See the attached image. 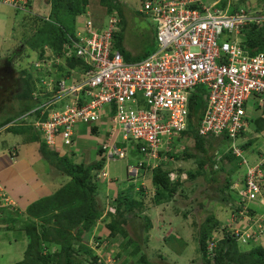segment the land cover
<instances>
[{
  "label": "built area",
  "instance_id": "built-area-1",
  "mask_svg": "<svg viewBox=\"0 0 264 264\" xmlns=\"http://www.w3.org/2000/svg\"><path fill=\"white\" fill-rule=\"evenodd\" d=\"M27 3L0 0L18 10H24ZM221 6L220 0L210 4L204 0H143L141 11L154 18L159 47L137 62L126 61L114 48L120 25L117 15H110L102 27H97L90 12L80 15L81 23L68 36L62 55L46 51L33 63L39 72L34 69L36 108L31 113H40L35 129L50 147L58 141L72 146L78 123H98L109 116V135L102 142L107 166L126 159V149L118 145L120 136L124 141H136L140 153L167 164L175 161L167 153L174 147L180 149L177 141L188 126L191 96L205 86L208 106L200 134L222 136L228 131L232 144L225 152L240 157L245 169L246 187L239 194L246 204L240 214L232 213L230 226L239 242L247 244L264 231L263 215L249 213L250 204L260 198L264 206V154L251 163L236 142L250 127L251 100L264 98V53L249 54L241 41L246 27L264 22V11ZM71 58L78 64L67 67ZM63 63L64 72L59 69ZM64 101L68 104L62 109ZM221 159L218 153L217 161ZM141 166L129 165V175L137 177ZM100 173L99 178L109 179L108 167ZM177 175L175 171L170 174L173 180ZM180 176L188 178L185 172ZM10 204V197L0 187V207ZM106 243L94 237L90 241L100 264H115L114 258L98 251Z\"/></svg>",
  "mask_w": 264,
  "mask_h": 264
},
{
  "label": "trees",
  "instance_id": "trees-1",
  "mask_svg": "<svg viewBox=\"0 0 264 264\" xmlns=\"http://www.w3.org/2000/svg\"><path fill=\"white\" fill-rule=\"evenodd\" d=\"M259 1L262 3L259 6L264 7V0ZM227 2L228 0H222L221 7H226ZM44 4L47 7L50 6L49 15L39 19L36 18L33 25L30 23L31 25H29L25 32L27 36L24 37L22 42V46L34 51L37 50L38 52L41 51L45 45H50L55 51H59L62 45L67 43L68 35L74 33L77 16L90 9L94 12L96 21L102 22L104 16L117 13L124 22L125 12L120 0H49L48 2L44 0ZM235 9L236 6H233L232 10ZM15 11L20 12L19 10ZM46 18H48V20ZM121 33L120 31L115 34L114 48L122 53L126 61L137 62L145 59L154 52H146L143 57H133L124 46ZM242 35L244 36L242 37L241 46L244 49L254 55L259 52H264V22L262 24L253 23L249 25L244 29ZM15 55H17V52H15ZM12 59L13 56H11L7 62H2L3 65L0 66V73L3 70L9 72V74H15L13 71L14 69L11 70L9 66ZM73 64L76 65L75 62ZM35 70L39 72L37 69ZM29 74L30 73L26 72L20 74L15 84L12 83V81L15 80L13 76L0 74V95H2L6 89L7 92L14 93L16 99L27 102H25L20 113L15 112V116L8 118L4 123H0V129L9 124L7 130L15 134L33 131L37 119L36 117L40 115V113H31L36 108L33 103V92L36 90V87L33 76ZM4 79L6 83L9 82L12 84L11 88H9L10 85L4 88V85L1 83V81L4 82ZM18 88L20 92H16ZM207 93L208 91L205 86H199L192 94L188 126L181 132L178 140V142H180V140L182 142L183 140L184 145L181 144L182 146L179 150L174 147V151L167 153L168 156L174 157L177 161L188 159L197 161L196 164L198 169L186 170V168H181L179 174L177 173V179L173 180L170 174L175 171L174 169L168 168L165 162L139 153L140 145L136 144L134 145L137 150L134 146L132 147L133 158L129 160L127 153L126 159H124L127 163V180L130 182V185L132 184V188H134L137 182L142 180V178L146 176L151 178L153 187L152 192L155 194H146L145 188L143 189L141 186L139 193L145 198L148 196H151L150 198L153 197L152 200H155L157 205L164 202H171L176 198L180 190L184 197H188L184 194L186 189L185 182L180 176L182 172H186L189 175L187 182L190 181L200 186V184L197 183L199 177L206 176V172L209 171L211 179H208V182L219 184L220 179L218 178V172L226 167H219L217 162L218 153L222 154L223 160L227 159L233 165L231 171L237 172L242 170L241 158L236 157L231 151L225 152L232 144L231 139H229L228 131L222 136L200 134L202 122L208 106L205 100ZM255 107L257 111H259L258 108L260 107L258 102ZM259 114L260 116L254 117L248 113L251 126L250 129L253 130L254 133L261 135L264 133V112H260ZM13 121L14 124L10 125ZM246 133L247 131H243L236 142L237 146L240 147L244 153L256 142L261 141L260 138L255 137L250 139L247 143L241 144L242 137ZM184 138L193 139L195 143L193 148L187 145V141H185ZM33 140L41 143L40 138L37 137L36 134H34ZM224 140L225 142L229 140L230 144L226 145L225 142H223ZM189 142L191 143L192 141L189 140ZM223 144L226 147L218 151L217 149ZM124 145L125 144L119 146L126 149L127 147L124 148ZM102 148L103 144H101L99 152L101 161L85 165L83 163H77L67 156L60 157L55 150L50 151L44 142L41 143L39 152L47 158V162L53 167H56L61 174L67 176L69 181L52 195L43 197L28 206L26 210L28 221L25 225V230L30 237V242L25 259L17 264H100L98 262V254L92 248L90 241L92 237L100 242L108 240L95 233L96 227L102 222L110 232L109 238L115 239L118 236H122L125 239L128 238L124 250L127 249L128 246L134 247L130 254L131 258H137L141 254V245L134 239L128 237L126 225L132 217H137L144 220L147 231L151 229L152 224L150 220L143 215L144 200L142 199V201L139 202L131 193L120 191L116 193L115 196L111 193V202L109 205L103 202L99 194L100 181L102 179L108 181V178H99L100 172L107 165L106 158L104 156L102 157ZM163 152L164 151H161L160 155H163ZM140 164L142 166L139 169L138 175L133 178L129 175L128 166H140ZM154 166L155 168H152ZM235 182H238L241 187L233 190L232 185ZM244 187H246V177L243 174L239 180H234L232 176H228L225 178L222 187L218 186L217 188H213L222 193L221 195L215 196V198L219 199L224 211L229 209L230 214H240L243 206L246 204L241 201L239 194L240 189H244ZM261 187L262 189L264 188L263 183H261ZM231 189L233 196L229 195L225 197V195H223L225 190ZM184 213V215L187 216L186 212ZM249 213L253 217L264 215L258 213L257 210L252 207L249 208ZM230 222L231 219L229 217L225 221L219 218L216 213L210 212L204 222L198 227L196 241L203 264H264V244L256 243L253 248L247 249V245H251V242L259 240L258 236L264 235V232H259L256 239L249 240L247 245L242 244L239 242L232 226H230ZM236 222H239V220ZM228 223L229 225H227ZM222 231H224L223 237L221 238V234H218V237L215 238L214 235L217 234L216 232L221 233ZM175 237L177 241H180L177 236ZM168 242L171 241L168 240ZM210 245H214V247L209 248ZM121 253L122 252L118 254V257L122 256ZM140 259L142 262L141 264H152L146 256H142ZM124 264L128 263L125 262Z\"/></svg>",
  "mask_w": 264,
  "mask_h": 264
},
{
  "label": "rangeland",
  "instance_id": "rangeland-1",
  "mask_svg": "<svg viewBox=\"0 0 264 264\" xmlns=\"http://www.w3.org/2000/svg\"><path fill=\"white\" fill-rule=\"evenodd\" d=\"M47 1L49 0H45V2ZM204 1L207 4H210L213 0ZM120 2L122 3L125 12L124 22L121 18L122 22L119 27V32H122L121 34L123 37L124 46L133 55V57H143L146 52L155 51L158 45V39L155 38L157 30L156 22H154V18L141 12L143 0H120ZM30 4H32V9L28 10V8H25L27 9L26 13L16 12L8 7L0 6V8L2 7L8 10L6 19L7 21L4 22V28L0 29V57L2 55H7L6 57L9 58L13 56V59L12 61H10L9 66L11 70L14 69L13 71L15 72V74L12 75L7 71L2 70L0 74L13 76L15 78V80L12 81L13 84H15V81L18 79L19 75L23 74V72L30 73L29 75L31 76H33L34 74V65L32 61L35 58V54L30 51L29 48L24 47L25 49H22L21 47L24 37L27 36L24 30V26H29L31 24L33 25V23L36 21V18L39 19L41 17L48 16L50 10V6L49 9H47V6L44 4V0H29V5ZM228 4L231 6L233 4L239 5L241 7L245 6L248 8H252V5H254L259 7V10H261V6L259 5H261L262 3L259 0H228L227 5ZM91 13L94 16V12L91 11ZM8 16H11L12 19ZM104 19H106V16H104ZM28 22L29 24H27ZM4 35L7 36V41L5 40ZM9 38L10 41L8 40ZM15 52H17V55H15ZM5 61L7 62V58L1 59L0 66H2ZM1 83L4 85V88L8 87V85H10L9 88H11L12 86L11 83H6L5 79L4 82L1 81ZM39 88L43 89L44 87L39 86ZM16 92H20V89L18 88ZM0 98V123H4L6 122V120H8V118L15 116V112L20 113L26 102L24 100L22 101L20 99H16L14 97V93L9 92L3 93L2 95H0ZM251 101L252 103L248 106L249 115L254 117L260 116L259 113L264 112L263 97H260V99H252ZM256 102H258V105L260 107L258 108L259 111H257V108L255 107ZM33 103L35 104V101H33ZM67 104L68 101H64L60 104V107L64 109ZM81 124H85V126L88 127L90 125H93L89 123ZM8 125L6 127H8ZM31 133H33V131ZM14 134L15 133L10 131L0 130V144H2L3 140H6L8 141L9 145H13L19 137V135L15 137ZM250 137H255V134L253 132H249L248 138H245L244 142L246 143L250 141ZM184 140L187 141V145H190V147L193 148L195 143L192 138H184ZM189 140H191L192 142L190 143ZM113 142H115V139H113ZM223 142H225V140ZM244 142L242 143L244 144ZM123 144H125L124 148L128 146L129 150L134 146V143L132 141H124L122 139V136H120L118 139V145L123 146ZM225 144L229 145L230 141L226 140ZM178 145L181 147V142ZM182 145H184L183 140ZM221 147L226 146L223 144L219 148ZM30 148L32 147L26 144L21 143L20 145V151L22 152ZM54 149L55 148H50V146L48 147V150L50 151ZM35 154L38 153L35 151ZM39 154L40 159L42 158L43 162L47 161V158L44 157V155H42L41 153ZM245 156L249 161H251V163L254 162L258 157L255 150L245 152ZM217 162L219 164V167H226L225 169L218 172V178L220 179L219 184L208 182V179H211L209 171L206 172V176L199 177L197 183L200 184V186L195 185L190 181L187 182L188 178L184 177V184L186 189V192L184 194L188 197H184L181 194L180 190L176 198L171 202H164L160 205H157L155 203V200H152L153 197L150 198L151 196H148L147 198H145L139 193L141 186L143 189L145 188L144 190L146 194H155L154 192H152L153 187L151 184V178L149 176L142 178V180L138 181L135 187L132 188V184L130 185V182L127 180V165L125 160L115 162L113 161L110 166V177L114 178L116 176H119L120 180L118 183L121 184L120 190H123L122 192L133 193V196H135V198L139 202H141L142 199L144 200L143 215L150 220L152 226L151 229L147 231L144 220L137 217H132L126 225L128 237L134 239L136 242H138L139 245H141L142 251L137 258L130 257V254L134 249L133 246H128V248L124 250L125 246L127 245L126 243L128 241V238L125 239L122 236H118L115 239L109 238L108 240H106L107 243L105 244V246L98 251L102 252L101 254L105 256L114 258L115 264H124L125 262L128 264H141L142 262L140 258L142 256H146V258L152 264H203V261L198 252V245L196 241L198 227L200 226V224H202V222H204L210 212L216 213L219 218L225 221L228 217L232 218L233 216V214H230L229 209H227L226 211L222 209V204L220 203L219 199L215 198V196L221 195L222 193L219 190L213 188H217L218 186L222 187L223 183L225 182V178L228 176H232L234 180H239L242 173L245 171V169L243 172L242 170H239L237 172L231 171L233 165L227 159L223 160L222 158ZM196 163L197 161L188 159L184 161H177V163L173 162L171 166H177L179 174V170L181 168H186V170H193L196 168L198 169ZM64 179V177L59 175H56L54 178H52V176L50 177V181L52 180L55 183V186L62 185V181H64ZM110 181L112 182V180L108 179V182ZM262 183L264 187V180L262 181ZM55 186H52L53 192L56 189ZM100 187L102 188L103 186L100 185ZM101 188L100 191L102 190ZM103 188L108 190L107 187ZM262 191L264 192V189H262ZM223 195H225V197H228L229 195L233 196L232 189L225 190V193ZM110 198L111 195L109 194L105 197L103 196L102 200L105 204L109 205L111 202ZM260 203L261 198L259 204ZM223 205L225 206L224 203ZM184 212H186L187 216L184 215ZM257 212L264 213V208L259 207ZM262 217L264 218V215ZM17 223L20 224L19 222ZM227 225H229V223ZM223 232L224 231H222L221 233L216 232L217 234L214 235L215 238L218 237V234H221L220 236L222 238L224 235ZM106 233L109 234L108 230L106 231ZM100 235H103V231L102 234L100 233ZM8 236L10 240L4 242V246L0 245L1 252L4 253V256H1L0 254V264H17L19 262H22L26 257L25 250L28 249L27 240L24 238V236H22V232L20 231H14L12 235ZM175 236H177L180 241H177ZM258 237L259 240H257L256 242H251V245H247L248 243L246 244L247 249L253 248L256 243H261L262 245L264 244V235L262 234ZM13 238H17L19 240L13 241ZM255 239L256 237L254 238V240ZM168 240H170L171 242H168ZM11 242L13 243L12 245L10 244ZM211 246L214 247V245ZM211 246L209 248H212ZM12 248H14L13 251ZM120 252H122V256L118 257V254Z\"/></svg>",
  "mask_w": 264,
  "mask_h": 264
},
{
  "label": "crops",
  "instance_id": "crops-1",
  "mask_svg": "<svg viewBox=\"0 0 264 264\" xmlns=\"http://www.w3.org/2000/svg\"><path fill=\"white\" fill-rule=\"evenodd\" d=\"M47 9H49V6L47 7ZM87 12L91 13L90 10ZM7 15H8V10L1 7L0 8V29L4 28V22L7 21L6 20ZM8 17L12 19L11 16H8ZM29 22L27 24H29ZM79 23H81V21H79ZM28 27L29 26H26V25L24 26L25 32L28 29ZM4 38L7 41V36H5ZM155 38L157 39V30H156ZM8 40L10 41V38ZM6 56L7 55H2L0 57V60L6 59V58L8 60L9 57H6ZM109 121H110V117L105 116L100 122L90 125L89 127L85 126V124L79 123L75 127L76 131H75V135L73 138V141H74V144L72 145L73 147L72 146L68 147L64 145L61 141H58L57 146L50 147V148H55L54 150L59 154L60 157L67 156L68 158L73 159L77 163H83L85 165H90L94 162H99L101 161L100 159L101 156L99 153L100 146L102 142L107 140L108 135H109ZM250 127L247 133L243 135L242 142H244L245 138H248L249 132L254 133V131L251 130ZM0 130L8 131L6 126ZM34 134H36V136L40 138L41 143H43L41 135L38 133V131L34 127L33 133L26 131V132H22L21 134H14L15 137L18 135L19 137L17 138L18 140H16L13 145H9L8 141L6 140H3L2 144H0V147H1L0 149V187L3 188V190L6 192V194L10 197V200H11L10 205H4L0 207V245L1 246H4V242L10 240L8 235H12L14 231H20L22 232V236H24V238L27 240V247H28L29 242H30V237L27 235L26 230H25V225L28 221V217L26 214V210L28 206L43 197L52 195L53 193H55L58 189H60L64 184H66L69 181L67 176H65L64 174H61L57 170L56 167H53L47 161L43 162L42 158L40 159L39 150H40L41 143L39 141L33 140ZM254 134H255V137L260 138L261 141L256 142L253 146L249 147L248 149V151L255 150V152L258 155L257 159L252 163L257 162V160L260 159L262 155L264 154V133L261 135H258L256 133ZM255 137H250V139L255 138ZM180 142L177 141V144H180ZM21 143L31 146L32 148L28 150H24L22 152L20 151ZM47 146L49 147V145ZM134 148L136 149L135 145H134ZM222 148L223 147L218 148L217 150L219 151ZM35 151L38 154H35ZM132 152H133V148H131L130 150L128 148L127 153H128L129 160L133 158ZM174 162L177 163V160L175 159ZM172 163L173 162L167 163L166 164L167 167L170 169H174L178 172V167L171 166ZM110 166L111 164L109 166L106 165L105 168L108 167L110 171L111 169ZM243 174L244 172L242 173V175ZM56 175H59L65 178L64 181H62V185L55 186V183L52 180L50 181V177L52 176V178H54ZM44 177H45V180H44ZM110 179L112 180V182L111 181L108 182L107 180H104V179L100 181L101 186L108 188V190H106L103 187L102 188L100 187L102 189L99 193L101 197L103 196L105 197L109 194L111 195V193L115 196L116 193L121 191L120 190L121 184L118 183L120 180L119 176H116L114 178L110 177ZM52 186L56 187L54 192L52 190ZM238 186L240 187V184ZM131 195H133V193H131ZM250 207H252L255 210H258L259 207L264 208V206L260 205L258 202L251 203ZM260 214H264V213H260ZM17 222H19L20 224H18ZM102 224L100 223L96 227L95 233L99 236H102L103 238L109 239L110 232L108 231L109 234L106 233L108 229L106 228L104 224L102 227ZM102 231H103V235H100V233L102 234ZM12 240L18 241L19 239L13 238ZM10 244L12 245L13 243L11 242ZM13 249L14 248H12V251ZM26 251L27 250H25V253ZM0 254L1 256H4V253L1 252V248H0Z\"/></svg>",
  "mask_w": 264,
  "mask_h": 264
},
{
  "label": "clouds",
  "instance_id": "clouds-1",
  "mask_svg": "<svg viewBox=\"0 0 264 264\" xmlns=\"http://www.w3.org/2000/svg\"><path fill=\"white\" fill-rule=\"evenodd\" d=\"M221 2H222V0H221ZM1 6H4V7H8V8H10V9H13L14 11L15 10H18V9H14V8H11V7H9V6H6V5H2V4H0ZM233 6H236V9L237 8H239V7H241V6H239V5H232L231 7H233ZM243 7V6H242ZM245 7V6H244ZM25 8H28V10H30V9H32V4H30L29 5V0H28V3H27V5H26V7ZM24 8V10H19L20 12H24V13H26L27 12V9H25ZM248 8V7H247ZM250 9H257V10H259V7H257V6H254V5H252V8H250ZM261 10H263L264 11V7H261ZM86 13V12H85ZM84 14V13H83ZM117 15L118 17H119V19H120V24H121V22H122V20H121V18H120V16H119V14H117V13H112V14H108L107 16H106V19H103V21L102 22H99V21H96L95 20V18H94V16H93V14H91L92 15V18L94 19V22L97 24V27H102L103 26V24H105V21L107 20V18L110 16V15ZM80 15H82V14H80ZM80 15L79 16H77V22H76V28L80 25V23H79V17H80ZM147 15V14H146ZM47 20H48V18H46ZM119 27H120V25H119ZM75 28V29H76ZM74 32H75V30H74ZM119 32V31H118ZM74 34V33H73ZM72 35V34H71ZM69 36V35H68ZM115 39V38H114ZM66 44V43H65ZM65 44H63L62 45V48L59 50V51H55L50 45H45L44 46V48L41 50V51H37V50H32V49H30V51H32L34 54H35V58L33 59V63L37 60V59H41V58H43L44 57V54L46 53V51H49V52H51L52 54L54 53L55 55H62V50H63V47H64V45ZM21 47H22V49L24 48V46H22L21 45ZM158 47H159V43H158V45H157V49L154 51V52H156L157 50H158ZM243 48V47H242ZM244 49V48H243ZM245 51H247L249 54H251L248 50H246V49H244ZM153 52V53H154ZM259 53H264V52H259ZM258 54V53H257ZM151 55V54H150ZM252 55H254V54H252ZM256 55V54H255ZM147 57H149V56H147ZM146 57V58H147ZM145 58V59H146ZM144 60V59H143ZM76 63V64H78V62H77V59H68L67 61H66V65H67V67L68 66H71V67H74V66H76V65H74L73 63ZM59 69H61L62 71H64L65 69H67L65 66H64V63L62 64V65H60L59 66ZM14 122V121H13ZM13 122H11L10 123V125H12L13 124ZM129 141H132V142H134L136 145H139L136 141H134V140H129ZM139 150H140V148H139ZM126 151H127V148H126ZM140 153V152H139ZM176 171V170H175ZM242 171H244L243 170V168H242ZM177 172V171H176ZM178 173V172H177ZM110 174V173H109ZM188 175V174H187ZM110 179V178H109ZM182 179V178H181ZM184 181V180H183ZM235 184H237V185H239V183L238 182H235L233 185H232V189L234 190V189H239L240 187L239 186H237V187H234V185ZM255 202H260V200L258 199V200H256Z\"/></svg>",
  "mask_w": 264,
  "mask_h": 264
},
{
  "label": "flooded vegetation",
  "instance_id": "flooded-vegetation-1",
  "mask_svg": "<svg viewBox=\"0 0 264 264\" xmlns=\"http://www.w3.org/2000/svg\"><path fill=\"white\" fill-rule=\"evenodd\" d=\"M6 92H7V90L5 89V90H4V93H6ZM0 99H1V98H0Z\"/></svg>",
  "mask_w": 264,
  "mask_h": 264
}]
</instances>
